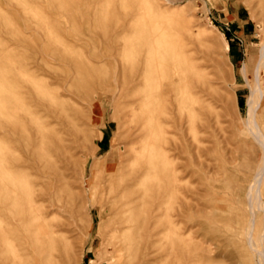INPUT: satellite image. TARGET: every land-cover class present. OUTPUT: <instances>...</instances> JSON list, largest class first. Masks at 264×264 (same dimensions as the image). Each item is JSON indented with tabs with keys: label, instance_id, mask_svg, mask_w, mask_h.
Masks as SVG:
<instances>
[{
	"label": "rangeland",
	"instance_id": "374dc122",
	"mask_svg": "<svg viewBox=\"0 0 264 264\" xmlns=\"http://www.w3.org/2000/svg\"><path fill=\"white\" fill-rule=\"evenodd\" d=\"M124 23V34L111 39ZM263 31L264 0H0V264L114 260L105 255L108 238L98 232L112 214L99 207L109 201L104 167L114 168L117 181L112 179L110 192L115 195L132 155L126 140L112 142L128 126L123 100L109 81L115 76L122 85L133 73L129 59L139 50L149 59L155 47L172 60L186 52L204 84L189 86L200 102L197 115L183 114L182 128L164 135L167 148L183 150L169 152L176 181L169 191H176V203L186 198L188 206L184 256L175 247L173 259L163 258L172 238L163 177L158 188L134 190L145 207L159 205L154 241L162 258L154 264H206L194 256L206 249L214 264H253L244 249L243 225L259 150L242 120ZM219 33L228 43L224 54ZM104 51L117 52L94 64L93 55ZM90 66L98 67L87 74ZM92 172L96 177L90 182ZM260 188L264 201V181ZM46 191L54 211L44 217ZM91 196L99 199L93 206ZM109 206L114 208L115 200ZM42 219L45 232L38 224ZM239 252L248 259L240 260Z\"/></svg>",
	"mask_w": 264,
	"mask_h": 264
},
{
	"label": "bare ground",
	"instance_id": "6f19581e",
	"mask_svg": "<svg viewBox=\"0 0 264 264\" xmlns=\"http://www.w3.org/2000/svg\"><path fill=\"white\" fill-rule=\"evenodd\" d=\"M125 25V23L121 24V30L119 29L120 32L112 33L109 37L111 39L118 38L124 32ZM204 32L203 34L211 38L207 30H204ZM218 37L221 42L222 54H224L228 51V43L221 33H219ZM139 51L140 52L134 58L129 59L131 66L130 70H133V73L129 74L126 82H123L122 85H118L115 76H112V79L109 81L116 86V91H118V95L123 100L125 113L122 115V118L126 120L128 126L125 133H116L112 142L115 143V141L120 139L126 140L124 147L125 144H127L130 147L128 152L132 155L128 173L118 178L120 184L116 187L121 192L115 195H111L110 191L114 189V186L111 184L114 179L117 181V176L113 174L114 168L111 164L105 165L104 169L108 171L106 180L107 186L109 184L108 192L105 196L109 201H106V203L99 202V207L102 210H107L112 213L110 222L104 229L98 230V232H102L101 234L106 236L109 241L105 255H111L114 259L113 261H117L118 264H154L157 260L162 258H158L157 256L162 250L156 251V243L154 241V237L157 235L155 230L160 225V217L156 214L159 205L153 207L151 203L145 207V204L138 199L141 196H135L134 194V190L144 191L145 193V191H151L160 187L162 181L161 177H163L165 181V188L169 195L167 196L170 206L168 207L169 211L166 215V224L167 231L170 232L172 236V238L169 239V248L163 258L165 259L172 256L171 258L173 259L176 256L174 255L175 247L179 249L181 256L187 253L188 244L185 239L182 238L188 230V228L185 229V227H183L184 218L188 210L186 198H182L179 200V203H176V191H169L170 186L172 187V185L176 183L173 178L174 172L171 167L172 158H170L169 152H174L175 154V152H183V150L181 147L179 149V147L175 145H173L172 150L167 148L170 147L171 144L164 135L169 134L168 130L170 129L178 130L182 128V121L184 119L183 114L185 118L186 116L197 115L195 108L200 102L196 96L197 94H192L190 92L189 86L199 85V88H202L204 84L198 75V69L195 67L194 60L191 58L188 59L185 56L186 52H183L184 54L180 58L172 60L167 59L165 53L160 50L159 47H155L149 59H146L143 52L141 53V50ZM116 52L106 53V51H104L101 55H93V57L90 58L95 61L94 64H104L108 59H114ZM90 63L94 65L93 62ZM96 67L98 66H90L89 69L86 70L87 74L96 70ZM148 72L152 73L151 79L147 76ZM252 73L254 78L249 85V95L246 103L247 110L242 124L247 132V138L252 140L259 151L257 153L256 164L252 171V179L245 193L248 216L243 225V242L244 249L246 253L249 254L248 257L253 261L252 263L264 264V201L262 199V191H260V187L264 181V31L262 44L252 64ZM201 75H203V72ZM146 83H148L147 88ZM52 100L54 101V99H51V101ZM56 103L54 105L57 106L58 104ZM190 121L192 122L193 120ZM98 137L100 138V135ZM83 138L86 139L84 136ZM100 157L97 158L100 159ZM198 165L200 166L201 164ZM95 177V174L92 172L90 182L93 181ZM3 183L7 184V180ZM4 191H6V189ZM41 196V202L46 204L43 206L44 214L53 212L54 208L49 199V192L46 191ZM90 199L91 206L99 200H92V196ZM114 200L116 206L111 208L109 205L112 204ZM138 202L140 203L138 204ZM72 208L73 207H71L69 211L70 216ZM87 214L88 220L92 221L90 210ZM45 216H47V214L44 215V217ZM258 216L260 217L259 230L256 229ZM38 221L42 232H45V229H47L45 221L43 219ZM37 229L39 230L38 227ZM43 234L41 235L43 236ZM188 235H190V233H188ZM231 244L233 245V243ZM39 246L41 245L39 244ZM45 248L48 249V247ZM194 250L196 249H193V251ZM242 252L241 254L239 252V258L244 257ZM205 254L201 252L198 253V255L194 254V256L198 257V259L199 257L200 259H205L206 264H214V262L211 261L213 257L212 250L206 249ZM241 258L240 260L244 259ZM245 259L248 258L246 257ZM244 260L242 262L247 261L251 263L249 262L251 260ZM113 261L109 264H113ZM35 262L36 261H34V263ZM175 264H178V262ZM182 264H186V262Z\"/></svg>",
	"mask_w": 264,
	"mask_h": 264
}]
</instances>
